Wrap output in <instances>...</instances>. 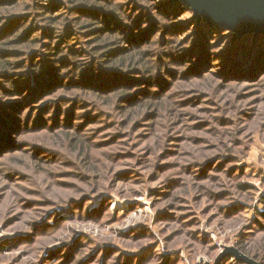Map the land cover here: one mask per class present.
Returning a JSON list of instances; mask_svg holds the SVG:
<instances>
[{
  "label": "rangeland",
  "instance_id": "obj_1",
  "mask_svg": "<svg viewBox=\"0 0 264 264\" xmlns=\"http://www.w3.org/2000/svg\"><path fill=\"white\" fill-rule=\"evenodd\" d=\"M96 1L0 0V264H264V40Z\"/></svg>",
  "mask_w": 264,
  "mask_h": 264
},
{
  "label": "water",
  "instance_id": "obj_2",
  "mask_svg": "<svg viewBox=\"0 0 264 264\" xmlns=\"http://www.w3.org/2000/svg\"><path fill=\"white\" fill-rule=\"evenodd\" d=\"M190 5L197 18L226 28L234 38L246 34L264 35V0H181Z\"/></svg>",
  "mask_w": 264,
  "mask_h": 264
},
{
  "label": "trees",
  "instance_id": "obj_3",
  "mask_svg": "<svg viewBox=\"0 0 264 264\" xmlns=\"http://www.w3.org/2000/svg\"><path fill=\"white\" fill-rule=\"evenodd\" d=\"M84 3H85V10H84V8L80 9L81 12H84V14L92 15V13H95V17H97L98 14L101 16L106 11L105 8H104V4H103V8H102V6H99V2H97L96 0H85ZM171 4L173 6H175V5L179 4V3H171ZM41 17H43L44 19L48 20V22H54V21L57 20V19L53 18L51 15H48L47 12L42 13ZM10 18L11 17H9V19ZM202 22L205 25L207 24L205 21H202ZM8 26H9V32L12 31L13 29H15L14 31H18L19 32L20 28L23 27L22 26V19L17 20V19L14 18V19L11 20V22L8 24ZM210 27H213V30H215V28H216L215 26H210ZM108 29H111V28L110 27H103L102 29H100L101 32H102V35L106 34ZM218 29L219 30L221 29V30H225V31H230V30H228L226 28H223V27L222 28H218ZM230 34H232V33H230ZM10 35H12V34H10ZM247 36H250V35H247ZM99 38L101 39L102 36H100ZM24 39H26V40H24ZM19 40L20 41L29 42L30 41V37L25 35V36H22ZM255 40H260V41L264 40V35L263 34H256L255 35ZM9 43H11V41H9ZM5 45H7V43H5L4 46L0 47V77L4 76L6 78V77H10L12 75L11 69L13 68V66H12V64L10 62V58L12 57L11 53L5 47ZM135 57H139L140 62H137L139 65L144 63V67H145L144 71L146 73L145 76H149L152 79V76H151L152 70L150 68V62L147 61V60L145 61V58L143 57L141 52L134 53V54H132L130 56H124L123 58H126L127 61L129 60L130 62H132V61H134L136 59ZM124 61H126V60H124ZM121 63H122L121 65H126L124 62H121ZM85 87L88 88V87H92V86L87 85ZM133 99L136 100L135 103H140L139 99L136 96L133 97ZM261 201L264 202V196H263V199Z\"/></svg>",
  "mask_w": 264,
  "mask_h": 264
}]
</instances>
